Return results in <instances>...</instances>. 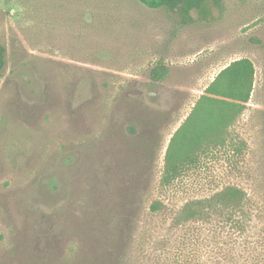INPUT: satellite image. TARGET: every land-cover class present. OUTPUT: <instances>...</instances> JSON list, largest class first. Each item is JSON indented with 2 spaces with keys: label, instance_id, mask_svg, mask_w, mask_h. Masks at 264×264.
Here are the masks:
<instances>
[{
  "label": "rangeland",
  "instance_id": "374dc122",
  "mask_svg": "<svg viewBox=\"0 0 264 264\" xmlns=\"http://www.w3.org/2000/svg\"><path fill=\"white\" fill-rule=\"evenodd\" d=\"M190 17L140 0H0V264L62 260L78 237L55 239L59 223L93 215L136 221L128 264H264V0ZM242 58L254 89L225 144L200 143L165 177L173 136ZM227 187L242 209L181 214Z\"/></svg>",
  "mask_w": 264,
  "mask_h": 264
},
{
  "label": "trees",
  "instance_id": "16d2710c",
  "mask_svg": "<svg viewBox=\"0 0 264 264\" xmlns=\"http://www.w3.org/2000/svg\"><path fill=\"white\" fill-rule=\"evenodd\" d=\"M154 8L179 9L184 23L193 21L192 10H197L200 17H207L211 12V3L220 0H140ZM5 48L0 44V69L4 65ZM255 66L248 58L236 60L224 68L205 90L193 113L173 136L167 156L165 177L179 173L180 163L190 159V153L200 143L207 142L212 147L225 144L224 135L237 117L246 109L254 89ZM169 73L164 65L156 66L150 74V82L156 85L165 80ZM246 194L236 187H227L209 198L188 202L181 214L187 221H208L214 210H240L244 207ZM161 205L159 203V211ZM153 212L158 205L151 206ZM233 214V213H232ZM240 229L237 219H232ZM52 222V226L54 227ZM60 232L54 238L68 235L78 237V246H68L66 255L58 262L47 264H128L130 246L134 239L136 221L127 216L110 218L103 215L85 218L74 230L66 229V223H59ZM67 231V232H65ZM55 232V230H54ZM13 258L9 256V259ZM34 264V263H33Z\"/></svg>",
  "mask_w": 264,
  "mask_h": 264
}]
</instances>
